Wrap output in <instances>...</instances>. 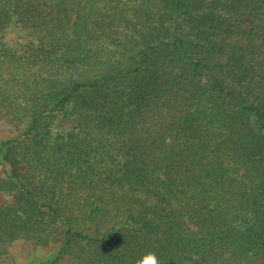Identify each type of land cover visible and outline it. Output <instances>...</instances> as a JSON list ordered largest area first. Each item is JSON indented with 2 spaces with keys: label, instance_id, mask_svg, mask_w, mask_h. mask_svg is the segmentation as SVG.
Returning a JSON list of instances; mask_svg holds the SVG:
<instances>
[{
  "label": "trees",
  "instance_id": "1",
  "mask_svg": "<svg viewBox=\"0 0 264 264\" xmlns=\"http://www.w3.org/2000/svg\"><path fill=\"white\" fill-rule=\"evenodd\" d=\"M18 125L0 262L264 264V0H0V129Z\"/></svg>",
  "mask_w": 264,
  "mask_h": 264
},
{
  "label": "rangeland",
  "instance_id": "2",
  "mask_svg": "<svg viewBox=\"0 0 264 264\" xmlns=\"http://www.w3.org/2000/svg\"><path fill=\"white\" fill-rule=\"evenodd\" d=\"M26 38L22 32L16 28H9L6 33V41L9 45L19 47L20 44L26 42ZM68 125V121L66 122ZM25 125H18L14 127H7L0 129V142L15 138L16 135L24 131ZM1 159V156H0ZM2 175V169L0 167V176ZM4 196L0 195V203L4 201ZM55 251L52 249L42 248H29L24 244H16L10 248L9 254L0 262V264H43L47 262L55 255Z\"/></svg>",
  "mask_w": 264,
  "mask_h": 264
},
{
  "label": "clouds",
  "instance_id": "3",
  "mask_svg": "<svg viewBox=\"0 0 264 264\" xmlns=\"http://www.w3.org/2000/svg\"><path fill=\"white\" fill-rule=\"evenodd\" d=\"M135 264H162L156 252L149 251L136 260Z\"/></svg>",
  "mask_w": 264,
  "mask_h": 264
}]
</instances>
